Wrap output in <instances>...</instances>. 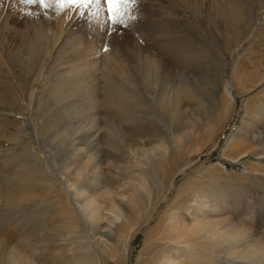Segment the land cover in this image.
Here are the masks:
<instances>
[{
  "label": "rangeland",
  "instance_id": "374dc122",
  "mask_svg": "<svg viewBox=\"0 0 264 264\" xmlns=\"http://www.w3.org/2000/svg\"><path fill=\"white\" fill-rule=\"evenodd\" d=\"M101 7L0 0V264H264V0Z\"/></svg>",
  "mask_w": 264,
  "mask_h": 264
},
{
  "label": "snow or ice",
  "instance_id": "6c2138e0",
  "mask_svg": "<svg viewBox=\"0 0 264 264\" xmlns=\"http://www.w3.org/2000/svg\"><path fill=\"white\" fill-rule=\"evenodd\" d=\"M25 5H39L41 8L47 9L53 6V4L60 10L68 8H82L88 9L90 6L95 7V11L92 15L100 17L103 8L102 4L106 5L108 20L112 24H124L126 18L128 20L135 19V17L129 15L131 8L137 3V0H21ZM108 48L105 46L104 51Z\"/></svg>",
  "mask_w": 264,
  "mask_h": 264
},
{
  "label": "bare ground",
  "instance_id": "6f19581e",
  "mask_svg": "<svg viewBox=\"0 0 264 264\" xmlns=\"http://www.w3.org/2000/svg\"><path fill=\"white\" fill-rule=\"evenodd\" d=\"M155 21H156V19H155ZM155 25L153 26V27H155L156 25L158 26V27H156V29H158L159 27L161 28V26L159 25V23H154ZM175 28H174V30H170L171 32H177L178 31V27H177V25H175L174 26ZM172 29H173V26L171 27ZM168 29V28H167ZM165 32H166V28L164 29V34H165ZM169 34H170V32H168ZM168 33H166L167 35H168ZM165 34V35H166ZM172 36V35H171ZM41 36H40V34H36V39H38V38H40ZM175 37V36H174ZM178 41H181V40H174V41H172L171 40V42L173 43L172 45H170V46H173V47H178L179 46V43H178ZM184 42V41H183ZM171 44V43H170ZM154 45V44H153ZM31 46H33V45H31ZM150 59V58H149ZM151 61H153L152 59H151ZM109 64V63H108ZM152 64V66H155L153 63H151ZM144 65V64H143ZM160 69V68H159ZM147 70V69H146ZM161 70V69H160ZM146 73V72H145ZM174 76V75H173ZM147 82V81H146ZM154 84V83H153ZM150 91V90H149ZM172 108H173V106L171 105V104H168L167 106H166V108H162V110H163V112L165 113V114H170L169 113V111L168 110H172ZM181 125H182V123H179V124H177V127L178 128H180L181 127ZM115 216H117L118 218H120V215L118 214V213H113ZM112 214V217L113 218H115V216ZM121 227H123L122 225H121ZM122 229H120V228H115V230L114 231H111L112 233H113V235H119L120 233H122ZM172 231V230H171ZM171 231H167V230H165L164 228H160L159 230H158V236L155 238V240L154 241H152V243H151V245H152V248L150 249V252H151V254L148 256V259L144 262V264H160V262H161V259H164V255H171V252H168V251H163L162 250V241H166V240H168V237H169V233H171ZM110 234V233H109ZM108 234V235H109ZM175 246H177V247H180L181 248V250H183L184 251V249H183V247H185V243L184 242H181V241H176L175 240ZM115 244L116 245H118L119 243L117 242V241H115ZM128 245V244H127ZM127 245H125L124 247H122L121 248V253L119 254L120 255V257H121V260H125L126 258L128 259V252H127ZM186 251V250H185ZM184 251V252H185ZM129 256H130V254H129ZM165 260V264H175L173 261H172V259L168 256L167 257V259L165 258L164 259ZM177 262V261H176Z\"/></svg>",
  "mask_w": 264,
  "mask_h": 264
}]
</instances>
